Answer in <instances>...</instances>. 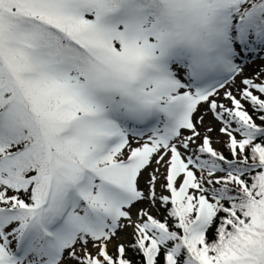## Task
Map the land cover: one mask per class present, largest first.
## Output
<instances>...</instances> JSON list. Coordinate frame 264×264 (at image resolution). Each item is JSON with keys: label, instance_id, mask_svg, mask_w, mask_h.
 <instances>
[{"label": "snow or ice", "instance_id": "6c2138e0", "mask_svg": "<svg viewBox=\"0 0 264 264\" xmlns=\"http://www.w3.org/2000/svg\"><path fill=\"white\" fill-rule=\"evenodd\" d=\"M256 59L264 0H0V264H264Z\"/></svg>", "mask_w": 264, "mask_h": 264}, {"label": "rangeland", "instance_id": "374dc122", "mask_svg": "<svg viewBox=\"0 0 264 264\" xmlns=\"http://www.w3.org/2000/svg\"><path fill=\"white\" fill-rule=\"evenodd\" d=\"M261 68H264V60L256 59L246 66L245 75H248V76L254 75L256 72L260 71ZM201 111H203V109H201ZM205 124L206 125L211 124L217 129V132L212 133L213 139H216V137L218 136L219 124L213 119L211 113H208V115L205 117ZM201 131L203 132L204 128H201ZM217 147L220 148V150L222 151L224 150L222 147V143L217 145ZM144 178L145 179L147 178V172L144 174ZM140 186L142 188L146 187L144 179L141 180ZM158 191H159V187H158ZM142 206H145V205H138L137 207H142ZM127 232L130 233L131 229H128ZM120 235L123 237L126 235V233H121ZM128 238L130 239V237Z\"/></svg>", "mask_w": 264, "mask_h": 264}, {"label": "trees", "instance_id": "16d2710c", "mask_svg": "<svg viewBox=\"0 0 264 264\" xmlns=\"http://www.w3.org/2000/svg\"><path fill=\"white\" fill-rule=\"evenodd\" d=\"M223 151H225V154L227 155V151L224 149ZM129 255L133 258V259H136V257L130 252Z\"/></svg>", "mask_w": 264, "mask_h": 264}]
</instances>
